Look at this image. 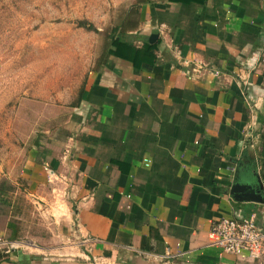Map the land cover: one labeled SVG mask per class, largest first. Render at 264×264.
I'll use <instances>...</instances> for the list:
<instances>
[{
	"label": "crops",
	"instance_id": "crops-1",
	"mask_svg": "<svg viewBox=\"0 0 264 264\" xmlns=\"http://www.w3.org/2000/svg\"><path fill=\"white\" fill-rule=\"evenodd\" d=\"M186 1L128 4L71 110L49 115L19 172L26 246L0 264H264L212 232L264 230L247 199H264V0Z\"/></svg>",
	"mask_w": 264,
	"mask_h": 264
},
{
	"label": "rangeland",
	"instance_id": "rangeland-1",
	"mask_svg": "<svg viewBox=\"0 0 264 264\" xmlns=\"http://www.w3.org/2000/svg\"><path fill=\"white\" fill-rule=\"evenodd\" d=\"M133 2L0 0V238L25 241L32 209L19 172L39 132L52 125L49 115L71 110Z\"/></svg>",
	"mask_w": 264,
	"mask_h": 264
},
{
	"label": "built area",
	"instance_id": "built-area-1",
	"mask_svg": "<svg viewBox=\"0 0 264 264\" xmlns=\"http://www.w3.org/2000/svg\"><path fill=\"white\" fill-rule=\"evenodd\" d=\"M212 232L217 236V243L228 253L245 250L254 257L264 256V230L260 228L255 217L242 222L233 218L216 220L212 224ZM23 241H10L0 238V252L7 253L25 249Z\"/></svg>",
	"mask_w": 264,
	"mask_h": 264
},
{
	"label": "trees",
	"instance_id": "trees-1",
	"mask_svg": "<svg viewBox=\"0 0 264 264\" xmlns=\"http://www.w3.org/2000/svg\"><path fill=\"white\" fill-rule=\"evenodd\" d=\"M174 1H184V0H174ZM193 0H187L186 2H191ZM115 47L117 48V50L120 51V54L124 57L127 56V53H128V44L125 43L123 40L121 39H118V40H115ZM155 49V45H146L145 48L143 50H141V52H138L140 53V58L142 59V57H145L144 60L148 59L150 57V55H152V52L154 51ZM126 53H123L125 52ZM144 52H146V54H144ZM2 257V253H0V258Z\"/></svg>",
	"mask_w": 264,
	"mask_h": 264
},
{
	"label": "water",
	"instance_id": "water-1",
	"mask_svg": "<svg viewBox=\"0 0 264 264\" xmlns=\"http://www.w3.org/2000/svg\"><path fill=\"white\" fill-rule=\"evenodd\" d=\"M156 37H157V35H152L150 40L152 41ZM240 188H241V186L239 185V182H238L237 185L234 186L233 193L237 192ZM247 188H248V186H247ZM249 189L251 191V193H249L248 198H247L249 201L264 202V199L262 198L263 195L260 194V192L255 191L252 187H249ZM261 190H262V186H261Z\"/></svg>",
	"mask_w": 264,
	"mask_h": 264
}]
</instances>
